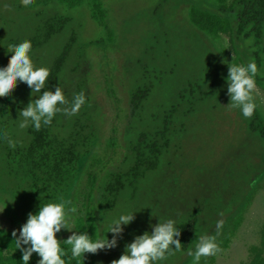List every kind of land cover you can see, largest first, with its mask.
Instances as JSON below:
<instances>
[{
	"label": "trees",
	"instance_id": "1",
	"mask_svg": "<svg viewBox=\"0 0 264 264\" xmlns=\"http://www.w3.org/2000/svg\"><path fill=\"white\" fill-rule=\"evenodd\" d=\"M33 1L37 6L65 11L46 20L31 40L36 65L51 69L46 87L53 91L56 86L62 87L69 101L84 92L87 103L75 116L58 113L51 125H42L37 131L32 126L18 127V111L31 98L25 83H18L12 97L0 98V156L8 175L19 182L22 191L26 187L28 196L23 197L34 198V194L46 203L62 198L70 201L68 207L77 209L79 188L89 174L92 190L83 216L75 215L77 229L95 238L102 234L101 225L106 227V221L120 211L137 212L125 228L126 241H119L118 247L106 250L107 254L105 250L85 254L79 264H111L119 259L135 235L151 231L149 223L167 219L161 206L172 196L187 208L181 213L182 209L174 207L175 219L181 224L183 251L159 264H188L192 258L187 251L194 248L200 235H215L220 219L225 223L217 240L224 250L228 249L264 176V116L257 109L246 119L239 109L228 106V68L213 42L219 44L222 35H230L238 60L246 64L256 58V84L264 87V0H151L155 6L149 20L151 28L149 35L140 39L143 49L135 60L139 71L130 77L133 85L126 92L130 112L124 159L101 185H95L98 176L94 161L109 120L106 115L99 119L92 113L96 104L92 80L89 77L83 82L79 74L84 63H91L99 51L109 57L108 50L116 44V30H108V0ZM82 11L106 36L99 35L95 41L85 38L86 29L75 25ZM239 43H247L252 59L239 52ZM6 48L7 66L12 52L11 47L9 51ZM47 53L50 60L44 63ZM106 83L112 97L118 98L112 80ZM164 92L167 101L155 103ZM96 125L102 126L101 138ZM198 137L207 147L198 148L188 161L181 155V146ZM8 139L15 147L9 146ZM88 164L94 172L87 171ZM161 179H167L163 181L167 187L160 185ZM202 180L209 184L210 191L203 189ZM159 188L166 193L152 192H159ZM181 190L183 194L179 195ZM150 193L166 197V201L147 209L144 205ZM15 202L19 199L9 195L7 206L14 223L21 225L24 221L19 219ZM70 234L62 230L58 237L64 240ZM108 236L111 238V233ZM13 239L12 233L0 226V264L5 251L13 252L8 264H21L22 254L15 250ZM38 259L33 254L30 264H37ZM213 261L211 257L209 263ZM251 264H264V229L261 245L253 249Z\"/></svg>",
	"mask_w": 264,
	"mask_h": 264
},
{
	"label": "rangeland",
	"instance_id": "2",
	"mask_svg": "<svg viewBox=\"0 0 264 264\" xmlns=\"http://www.w3.org/2000/svg\"><path fill=\"white\" fill-rule=\"evenodd\" d=\"M154 4L151 0H108L109 9V22L108 30H116L114 33L116 36V44L111 47L109 57L106 56L103 50L99 51V55L90 60L91 63L85 62L81 68L79 77L83 79V82H87L90 77L92 80V93H94L96 102L92 107V113L96 118L101 119L104 115L109 120L107 129L108 132L103 133L101 140V146L99 147L100 141L96 147L98 155L94 161L95 172L97 173L98 179L95 185L102 184L103 180L114 171V169L120 165L124 159L125 149V132L129 126V104L126 99L127 89L132 87L133 80L130 77L139 71L137 68L140 66L136 65V56L141 46L140 39L142 35H149L150 17L153 14ZM65 14V11L61 8L37 6L34 1L29 7H25L21 0H0V66H6L8 61L7 54L4 52V46L9 51L10 44H18L25 39L33 40L39 29L46 25L45 21H50L54 17ZM75 25H81L86 29L83 35L87 39L93 41L97 40L99 35L106 36L102 30L93 23L86 11L79 12L75 18ZM38 28V29H37ZM82 35V36H83ZM214 46L218 49L219 55L223 60L224 65L228 68V64H244L238 60V54L236 49L233 47V43L230 35H222L221 42L219 44L214 43ZM247 43H239L237 49L242 52L247 59H252L250 52L247 50ZM125 45V47H124ZM124 47V49H123ZM118 49H120L118 51ZM123 49V50H122ZM128 54L126 53V51ZM45 58L44 63H49L50 57ZM117 56V58H116ZM146 59V58H145ZM142 60H144L142 58ZM256 60V58H255ZM264 72V65L261 69ZM127 74V75H126ZM107 79H111L113 82L114 89L117 90L118 95L112 97L109 91V84L106 83ZM257 85V84H256ZM105 90V98L103 96ZM103 92V93H102ZM256 103L258 104V111L264 116V87L257 85L256 92ZM167 92L162 93L161 99L155 103H163L167 101ZM98 134L100 138L102 135L101 127L98 126ZM114 139V140H113ZM207 147L201 143L200 137L194 142H187L182 144L181 155L186 157L188 161L194 158L198 148ZM212 150L216 151L215 147H211ZM179 150V151H180ZM0 155H3L0 152ZM180 152L178 153V156ZM89 162V161H88ZM86 162L83 165L86 167ZM182 164V163H181ZM178 165V166H181ZM87 171L94 172L91 165H87ZM167 179H161L160 185L167 187L163 182ZM188 181L192 182L191 179ZM92 179L89 174L85 176V179L79 188V198L77 201V216L82 217L85 207L87 195L90 193ZM203 189L208 192L210 191L209 184L202 180L201 182ZM26 187L20 186L19 182L15 178L8 175L4 168V160L0 156V226L6 231L13 232L21 228V225H16L11 216L10 209L7 206V200L9 195L16 196L19 202H15V210L18 212L19 219H23L24 223L27 220V216L30 212L38 210L40 203L44 204L45 199L36 197H23L27 195ZM208 188V189H207ZM154 193H166L165 190L159 188V192L153 190ZM31 193V192H30ZM183 194L181 190L179 195ZM178 195V196H179ZM28 196V195H27ZM177 196V197H178ZM166 201V197H156L153 193H150L149 200L144 205L147 209H154V203L162 205ZM50 202H54L53 200ZM250 204L245 214V219L242 226L237 231L234 239L230 243L228 249L224 250L222 254H219L214 258L213 264H251L253 259V249L258 248L262 243V232L264 229V176L258 187L255 190L251 199ZM171 203L169 206L168 204ZM164 206V207H163ZM182 209L181 213H184L183 204L180 200L176 199L175 196L169 198V200L162 205L161 210L165 212L167 218H177V211L175 208ZM126 232L124 231V234ZM126 235H123L122 241H126ZM124 244V243H123ZM107 254L106 250L104 251ZM13 252L5 251L4 257L2 258V264H8L12 257ZM211 257L202 258L201 264H210ZM98 264H101L99 262ZM188 264H192V259Z\"/></svg>",
	"mask_w": 264,
	"mask_h": 264
},
{
	"label": "clouds",
	"instance_id": "3",
	"mask_svg": "<svg viewBox=\"0 0 264 264\" xmlns=\"http://www.w3.org/2000/svg\"><path fill=\"white\" fill-rule=\"evenodd\" d=\"M25 7L33 4V0H21ZM10 62L0 66V98L12 97L18 83H25L31 90V98L26 107L18 111V127L29 126L37 131L42 125H51L58 113L65 116H75L87 103L84 92L73 96L71 101L66 98L62 87L56 86L53 91L46 87L51 69L48 66H37L32 58V42L24 41L11 45ZM258 68L255 60L246 64H228L226 77L227 93L230 96L228 106L240 110L241 115L249 119L255 114L256 79ZM43 90V91H41ZM38 94V95H36ZM10 147H15L13 140L8 139ZM70 201L48 202L39 205L37 211L30 212L26 222L18 230L12 232L15 250L22 254L21 264H30L33 254L39 259L37 264H71L85 257V254H97L99 251L111 250L119 245L125 228L135 219L133 211H120L106 221V227L101 225L102 234L89 235L75 226L77 209L68 207ZM4 210V209H3ZM0 210V212H3ZM155 224L149 223L151 231L135 235L119 259L111 264H159L169 257L183 251L179 237L180 223L177 219H157ZM225 221L216 222V234L200 235L194 248L187 251L192 258V264H201L202 258L215 257L224 249L217 240ZM66 230L71 234L61 240L58 234ZM111 233V238L108 234ZM67 246V247H65ZM174 246V247H173ZM70 252V255H69Z\"/></svg>",
	"mask_w": 264,
	"mask_h": 264
}]
</instances>
